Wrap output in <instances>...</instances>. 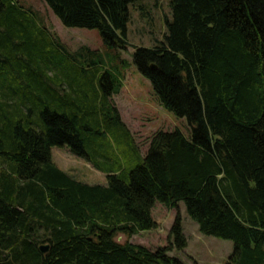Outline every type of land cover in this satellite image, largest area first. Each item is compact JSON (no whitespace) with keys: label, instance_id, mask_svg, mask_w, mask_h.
<instances>
[{"label":"trees","instance_id":"obj_1","mask_svg":"<svg viewBox=\"0 0 264 264\" xmlns=\"http://www.w3.org/2000/svg\"><path fill=\"white\" fill-rule=\"evenodd\" d=\"M44 1L65 27L128 48L138 0ZM170 7L163 41L133 60L190 131L158 130L143 154L114 101L119 56L70 51L32 9L0 0V264H186L171 256L188 247L180 213L167 246L116 240L155 230L158 203H183L202 234L232 241L227 264H264V0ZM54 148L106 183L61 170Z\"/></svg>","mask_w":264,"mask_h":264},{"label":"rangeland","instance_id":"obj_2","mask_svg":"<svg viewBox=\"0 0 264 264\" xmlns=\"http://www.w3.org/2000/svg\"><path fill=\"white\" fill-rule=\"evenodd\" d=\"M171 1L138 0L131 4L128 48L116 50L104 44L98 30L65 27L44 0H18L26 9H32L68 50L76 51L86 46L103 53L106 60L112 56H119V59L115 60L123 71L124 87L121 93L114 97V101L143 154L148 147V140L158 130L179 129L185 134H189L190 131L186 119L177 118L160 106L150 80L140 74L133 60L136 48H150L163 41L167 28L166 20L171 19ZM53 157L61 170L80 181L91 185L106 183L105 174L84 160L76 158L67 149L54 148ZM178 213L183 218L188 247L184 252L173 251L171 256L180 258L186 264H193L194 261L200 264H227L233 253L234 243L202 234L198 224L188 216L183 203L179 209H170L158 203L153 210V217L158 225L155 230L140 232L134 236L121 234L116 240L121 244L131 242L151 250L167 246L169 233Z\"/></svg>","mask_w":264,"mask_h":264},{"label":"water","instance_id":"obj_3","mask_svg":"<svg viewBox=\"0 0 264 264\" xmlns=\"http://www.w3.org/2000/svg\"><path fill=\"white\" fill-rule=\"evenodd\" d=\"M152 68H153V70L157 69L155 65H153ZM48 249H49L48 245H43L40 247V250L42 253H46L48 251Z\"/></svg>","mask_w":264,"mask_h":264}]
</instances>
